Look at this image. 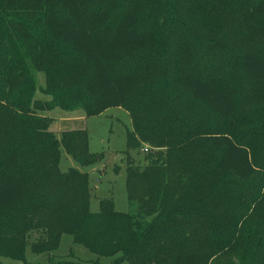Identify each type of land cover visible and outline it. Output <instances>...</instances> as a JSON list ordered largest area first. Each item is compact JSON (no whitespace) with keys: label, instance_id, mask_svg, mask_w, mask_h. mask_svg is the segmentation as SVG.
Returning a JSON list of instances; mask_svg holds the SVG:
<instances>
[{"label":"trees","instance_id":"trees-1","mask_svg":"<svg viewBox=\"0 0 264 264\" xmlns=\"http://www.w3.org/2000/svg\"><path fill=\"white\" fill-rule=\"evenodd\" d=\"M149 2L145 0V9L154 16L145 17L144 25L138 9L131 3L127 7L125 0L126 7L114 16L100 0H0V258L27 263L28 233L49 228L39 244L29 245L33 254L51 255L67 235L97 257L93 264H100L101 258L113 264H164L162 258L168 260L170 254V264H264V228L257 241L243 229L238 231L241 222L257 220L264 227V177L252 185L257 190H230L239 206L228 222L198 214L206 202L209 205L208 198L229 191L223 188L227 180L248 182L256 177L257 169L264 171L263 123L254 132L261 143L256 155L250 142L224 131V125L210 126L207 142L217 156L210 167H204L205 181L199 190L183 188L182 178L189 174H175L173 155L151 157L150 165L143 168L129 164L125 171L128 213L118 212L111 199L101 200L99 211H92L88 175L75 168L60 169L62 150L82 165L99 164L105 155L89 152L86 130L50 131L51 119L38 112L44 106L67 113L81 108L83 116L94 117L123 107L137 114L152 105L158 113L152 124L159 119L169 130L170 120L176 135L188 143L204 122L194 112L192 121L183 115V105L178 104L185 89L193 106L204 108L218 123H229L236 115L238 89L200 71L184 73L180 92L151 94L143 83L137 52L147 48L154 37L174 30L183 40L185 33L181 35L180 28L186 32L191 25L200 27L202 17L222 3L228 10L246 8L264 46V0ZM149 24H155L151 31ZM238 56L245 79L264 85V50L246 49ZM35 72L44 78V89L37 90ZM36 91L51 101L37 99ZM134 114L133 128L127 131V157L146 137L145 127ZM36 115L42 120L35 119ZM165 131L153 133L162 145L170 143H166ZM189 176L191 180L195 174ZM75 185L82 190V199L58 206L55 226L44 221L46 214L36 212V206L26 205V190H53V186L72 190ZM187 195L196 197L191 201L198 202L197 209L177 200ZM214 220L219 225L214 227ZM222 227L231 229L232 238L219 235Z\"/></svg>","mask_w":264,"mask_h":264},{"label":"rangeland","instance_id":"rangeland-1","mask_svg":"<svg viewBox=\"0 0 264 264\" xmlns=\"http://www.w3.org/2000/svg\"><path fill=\"white\" fill-rule=\"evenodd\" d=\"M100 1L102 6L110 8L109 13L111 16L116 15L123 7H126L123 5L124 0ZM125 1L128 7L131 0ZM139 1H142V3L140 4ZM156 1L150 0L149 3L153 5ZM131 5L138 9V16L144 25L145 17L148 19L154 16L150 15L151 12L145 9V0H133ZM225 6L222 3L221 7L216 6L208 15H204L200 27L191 25V28H188L186 32L185 29L180 28L181 35L185 33L184 39L186 40H180L182 37L175 36L174 30L173 34L154 37L149 46L139 50L137 55L142 59L143 83L150 87L151 94L153 93L157 96L168 92L171 93L173 90L180 92L179 90L182 89L184 81L182 77L187 72L200 71L208 76L213 75L214 81L220 84L235 86L239 91L238 111L229 123H218L216 118L208 114L204 108L193 106L187 97L185 89L182 95H179L180 101L178 104L183 105L181 109L183 115L189 121H192V112H194L199 114L204 122L203 126H200V131L196 137H192V141L188 143V140L184 137L176 135V130L171 127L172 123L170 120L169 130H167L168 127L161 126L159 119H156L155 123L152 124L158 113L157 110L152 109V105L146 106L137 114L132 112L137 115L136 118L138 117L141 121L143 128L145 127V141L140 140V146L136 150L129 151V157H127V131L132 130L134 122L132 119L133 114L129 111V108L109 109L103 114L94 117L83 116L81 108L74 113H67L60 109L50 111L45 106L42 108L44 111L38 110L42 117L55 119L56 121L81 116V118L77 117L73 122L71 121L72 125L74 124L73 127L78 128L74 130L87 131L88 150L90 153L105 155L104 161L99 164L82 165L63 150L61 153L60 169L62 172L75 168L88 175L90 185L86 188L90 192V208L92 211H99L101 200L111 199L114 208L118 212H130L131 206L128 202L125 171L131 163L140 168L149 166L151 157L154 159L159 156L161 158H166L167 156L171 158L173 155L174 166L176 167L175 174L182 171L188 172L189 175L190 173L195 174V177L191 180L189 175L188 178H182L179 174L184 179L183 188L187 186L185 190H199L205 181L204 167H210L217 156L210 149L207 142L208 134L210 133L209 128L212 124H219L222 127L224 125L225 128H223L226 129L224 131L232 133L242 141L250 142L253 145L252 151L256 155L261 143L255 140L254 132L262 123L264 124V85L245 79L238 53H242L246 49L261 53L264 50V46L259 40L256 31H254L253 24L248 20L246 8L243 6L234 11L228 10ZM129 8L133 9L132 7ZM147 26L150 31L155 28V24ZM33 75L36 79L37 90L39 87L44 89L46 83L41 74L35 72ZM261 96H263V99ZM148 97L146 94V98ZM36 98L50 101L52 99L50 96L41 93V91H36ZM261 100L263 101L261 102ZM159 108L163 111L162 102L159 103ZM172 112L171 116L176 111ZM34 117L42 120L40 116L37 117L36 115ZM64 121L68 124L69 120ZM162 129H166V143L170 142L169 144L162 145L164 143L153 136V133H159L158 131ZM53 130V132L58 134L66 131L63 127L60 129L54 127ZM262 177H264V171L257 169V175L251 181L234 182L231 179L227 180L223 188L229 191L224 194L223 190H221V196L208 198L209 205L206 202L203 210H200L198 214H204L207 218L212 216L220 221L228 222V216H232L234 210L239 206L238 199L230 193V190H257L252 185L257 184ZM37 178L41 182L40 177ZM29 184L34 185V182L29 179ZM53 187H55L53 190H26V205L29 207L36 206V209H34L36 212L45 213L46 216L43 215L46 217L44 221H48L51 224L50 227L55 226L53 223L56 222L55 218L58 217V206L61 204L64 206L65 203L70 206L82 199V190L77 185L72 186V190H65L59 186ZM172 190H176L175 186ZM194 198H196L194 195H187L184 199L177 197V200L184 206L197 209L198 202L191 201ZM214 207L215 209L212 210ZM2 215L3 212L0 213V219ZM2 219L5 220L6 218ZM214 222V227L219 225L218 221L214 220ZM239 224L238 231L243 229L245 234L253 237L255 241L260 238L264 228L258 224L257 220L249 221L248 224L243 222ZM241 226L242 228H240ZM230 230L222 227L218 233L225 236L230 234V238H232V234L229 233ZM49 233V228L45 231L28 233L27 263L0 258V264H66V262L70 264H93L92 262L96 261L97 257L95 255L85 247L75 244L72 237L67 235L62 236L58 250L51 255L39 256L33 254L29 245L39 244L41 239L45 238V235L48 236ZM170 257L171 254L168 260L166 257L162 258V260L165 259L163 260L164 264H170ZM100 264L113 263L107 258H101Z\"/></svg>","mask_w":264,"mask_h":264},{"label":"crops","instance_id":"crops-1","mask_svg":"<svg viewBox=\"0 0 264 264\" xmlns=\"http://www.w3.org/2000/svg\"><path fill=\"white\" fill-rule=\"evenodd\" d=\"M77 117L81 118V116H74L73 118L61 119V120H59V121H56L55 119H54V120L51 119V121H50V123H49V130H50V131H51V130L54 131V130H53L54 127H56V129H57V128L60 129L61 127H63L64 130H66V131L74 130V129H78V128H74V127H73L74 124L72 125V122H73L74 119L77 118ZM64 120H69V121H68V124L65 123L66 121H64ZM71 121H72V122H71ZM70 122H71V123H70ZM56 125H57V126H56ZM67 126H71V127L68 128ZM65 127H67V129H65Z\"/></svg>","mask_w":264,"mask_h":264}]
</instances>
